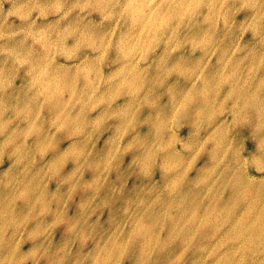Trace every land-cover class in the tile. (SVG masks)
<instances>
[{
  "label": "rangeland",
  "instance_id": "rangeland-1",
  "mask_svg": "<svg viewBox=\"0 0 264 264\" xmlns=\"http://www.w3.org/2000/svg\"><path fill=\"white\" fill-rule=\"evenodd\" d=\"M16 3L4 0L0 11L8 33L25 26L16 16L5 21ZM152 9L146 20L143 10L137 13L142 26L120 35L119 52L85 49L74 60L54 54L62 39L58 17L33 14L38 31L28 45L37 62L50 59L60 66L58 74L76 76L75 87L55 107V99L45 97L36 110L29 91L35 81L26 62L17 67L0 55L6 70L0 264H264V135L239 121L234 150L242 166L240 184L228 209L222 199H212L213 168L201 167L204 160L215 163L212 137L193 151L194 135L203 136L210 123L227 119L237 126L232 116L239 85L264 79V65L257 66L264 54V21L251 4H225L219 26L238 34L239 41L225 59L219 51L208 52L215 14L208 25L203 15L194 19L198 35L180 27L165 43L161 35L170 21L162 7ZM77 16L89 26L101 21L92 9L74 11L69 19ZM20 41L0 40V47H25ZM150 182L153 191L184 193L188 203L163 197L143 201L141 189ZM190 185L205 192L193 197ZM232 190L229 185L224 198ZM185 226L189 241L182 247Z\"/></svg>",
  "mask_w": 264,
  "mask_h": 264
},
{
  "label": "clouds",
  "instance_id": "clouds-1",
  "mask_svg": "<svg viewBox=\"0 0 264 264\" xmlns=\"http://www.w3.org/2000/svg\"><path fill=\"white\" fill-rule=\"evenodd\" d=\"M3 2L4 0H0V11L3 9ZM8 2L12 3V0H8ZM225 4H230L233 7L239 5L241 8L251 4L256 8L258 20L264 21V0H18V3L14 4L15 10L7 13L5 21L11 16H16L25 26L8 33L5 30V23H0V40L21 37L20 43L25 47L20 49L0 47V55L10 57L17 67H19L20 60L26 62L35 81L33 88L29 91L31 93L30 102L36 110H38L40 104L44 103L45 97L54 98L55 104L52 107H55L75 87L76 76L75 73L71 76L64 73L58 74L60 66L53 64L50 59L44 64L37 62L35 52L28 45L30 34L38 31L35 21L32 19L33 14H38V18L43 19H47L49 14L58 17L56 24L59 25L58 33L62 36V39L57 43L54 54L63 56L65 60L76 59L77 54L85 49H90L98 54L111 51L119 52L121 49L120 35L133 29L137 23L142 26L144 21L140 19L137 13L143 10L145 13L144 20H146L153 10V5L162 7L170 21L168 32L161 35L165 43L169 38L168 33L180 27H183L187 33L198 35V33H195L197 25L193 22L194 19L203 15V23L208 25L209 19L215 14L216 24L210 34L212 42L208 52L219 51L225 59H230L229 53L234 52L235 47L239 46V41L237 39L238 34L233 33L227 26L223 28L219 26L220 10ZM85 9L100 12L101 21L98 24L89 26L83 23L80 16L69 19L74 11L82 13ZM65 21H67V24H64ZM105 24H107V27H105ZM67 38H73L74 43L67 45ZM110 38L112 39L111 47H109ZM67 50H70L71 54H65ZM261 65H264V54H261L259 60H257V66ZM5 71V68L0 67V121L3 120L5 115L6 98L3 95ZM233 90L236 91L237 89L234 87ZM234 104L236 111L232 119L237 121L236 127H233L227 119H221L210 123L203 136L196 133L193 140V151L198 152L208 138L212 137V150L217 154L215 163L210 164L209 161L204 160L201 162V167L208 165L213 168V172L208 178L211 181V189L215 190L212 199H222L224 209L233 206V197L240 184L242 166L236 158L234 150V143L240 131L239 121L242 120L253 131L264 135V79H261L258 84H253L251 81L240 84ZM5 127L6 125L0 123V134H3ZM181 148H183V145H181ZM152 156L153 159L150 162L154 164L155 153ZM170 159L171 157L166 156L165 162ZM176 164L179 165L180 161L176 160ZM150 185L141 189L143 201L145 202H151L153 197H163L165 200L179 199L185 200L186 204L188 203L184 193H170L164 187L153 191L155 185L151 182ZM229 185H232V195L224 198V192ZM211 189L208 191H211ZM187 191L193 193V197H195L205 192V189L199 185H190ZM136 198L137 200L141 199L139 194ZM133 202L135 203V201ZM181 210H184V206H181ZM130 211L131 205L128 209V212ZM128 212L125 214L127 215Z\"/></svg>",
  "mask_w": 264,
  "mask_h": 264
},
{
  "label": "bare ground",
  "instance_id": "bare-ground-1",
  "mask_svg": "<svg viewBox=\"0 0 264 264\" xmlns=\"http://www.w3.org/2000/svg\"><path fill=\"white\" fill-rule=\"evenodd\" d=\"M231 75H232V74H231ZM229 79H230V78H229ZM211 88H212V87H211ZM213 89H215V88H213ZM207 94H209V93H207ZM214 94H215V93H214ZM212 96H214V95H212ZM212 96H210V97H212ZM168 97H169V95H168ZM171 97H173V96H171ZM204 97H205V96H203L202 98L204 99ZM205 98H206V97H205ZM203 99H202V100H203ZM57 109H58V108H57ZM55 116H56V115H55ZM253 159H254V158H253ZM145 162H146V161H145ZM195 212H196V211H195ZM193 213H194V211H193ZM196 213H197V212H196ZM189 214H190V213H189ZM191 214H192V213H191ZM195 215H196V214H195ZM193 216H194V215H192V217H193ZM192 217H191V218H192ZM189 218H190V217H189ZM67 219H68V218H67ZM192 219H193V218H192ZM197 219H198V218H195V217H194V220H193V221L196 222ZM208 220H209V219H208ZM191 222H192V221H191ZM194 222H193V224H194ZM206 223H207V222H206ZM187 225H188V223H187ZM204 225H205V224H204V222H203V227H204ZM257 227H258V226H257ZM187 228H188V226H187V227L185 226L184 231L182 230V234H180V239L183 240V241H182V244H183L182 247H184V244H185V243H183V242H185V241H189V240H188V239H189V236H188L189 233H187V232H189V230H187ZM258 229H259V228H258ZM258 229H257V230H258ZM180 231H181V230H180ZM180 233H181V232H180ZM147 234H148V233H147ZM169 234H170V232H169ZM177 234H178V233H177ZM139 235H141V234H139ZM142 236H143V235H142ZM170 236H171V235H170ZM139 237H140V236H139ZM168 237H169V236H168ZM177 237H178V236H177ZM136 238H137V237H136ZM166 238H167V237H166ZM166 238H165V239H166ZM142 239H143V238H142ZM165 239H164V240H165ZM175 240H176V238H175ZM165 241H166V240H165ZM165 241H164V243H165ZM172 242H173V240H172ZM141 243H142V241H141ZM170 243H171V242H170ZM133 245L135 246V244H133ZM145 245H146V244H145ZM146 246H147V245H146ZM172 246H173V245H172ZM175 246H176V245H175ZM175 246H174V247H175ZM99 247H100V246H99ZM138 247H139V246H138ZM143 247H145V246H143ZM169 248H170V246H169ZM83 249H84V247H83ZM133 249H135V248H133ZM136 249H137V248H136ZM142 249H144V248H142ZM145 249H147V248L145 247ZM173 249H174V248H173ZM98 250H99V249H98ZM168 250H169V249H168ZM168 250H167V251H168ZM171 250H172V247H171ZM178 250H179V249H178ZM173 251H174V250H173ZM97 252H98V251H97ZM119 252H120V251L118 250V253H119ZM134 252H135V251H133V253H134ZM142 252H143V251H142ZM185 252H186V251H185ZM136 253H137V252H136ZM136 253H134V254H136ZM181 253H182V252H181ZM183 253H184V252H183ZM183 253H182V254H183ZM76 254H77V253H76ZM129 254H130V253H129ZM134 254H133V255H134ZM142 254H143V253H142ZM46 255H47V254H46ZM50 255H51V254H50ZM78 255H79V254H78ZM118 255H119V254H118ZM120 256H121V255H120ZM142 256H143V255H142ZM173 256H174V255H173ZM44 257H45V256H44ZM77 257H78V256H77ZM131 257H132V256H131ZM133 257H135V255H134ZM28 258H29V257H28ZM116 258H117V257H116ZM118 258H119V257H118ZM120 258H122V257H120ZM120 258H119V260H120ZM46 259H47V257H46ZM73 259H74V258H73ZM73 259H72L71 261H73ZM75 259H76V258H75ZM142 259H143V257H142ZM169 259H170V258H169ZM144 260H145V259H144ZM57 261H58V260H57ZM57 261H56V262H57ZM102 261H103V260H102ZM116 261H117V260H116ZM116 261H115V262H116ZM17 262H18V261H17ZM49 262H50V261H49ZM54 262H55V261H54ZM106 262H107V261H106ZM117 262H118V261H117ZM102 263H103V262H102ZM140 263H141V262H140ZM70 264H71V263H70ZM79 264H80V261H79ZM83 264H84V263H83ZM100 264H101V262H100ZM103 264H104V263H103ZM115 264H117V263H115ZM119 264H120V263H119ZM142 264H143V263H142Z\"/></svg>",
  "mask_w": 264,
  "mask_h": 264
}]
</instances>
